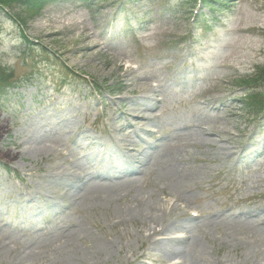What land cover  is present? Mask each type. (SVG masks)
<instances>
[{"label":"rangeland","instance_id":"374dc122","mask_svg":"<svg viewBox=\"0 0 264 264\" xmlns=\"http://www.w3.org/2000/svg\"><path fill=\"white\" fill-rule=\"evenodd\" d=\"M125 1L18 5L24 27L0 16V66L20 81L0 104V264L173 263L149 242L163 223L195 241L191 264H264V140L251 161L231 156L264 139L234 82L264 65V0ZM121 154L140 169L99 177ZM145 203L165 219L135 218Z\"/></svg>","mask_w":264,"mask_h":264},{"label":"bare ground","instance_id":"6f19581e","mask_svg":"<svg viewBox=\"0 0 264 264\" xmlns=\"http://www.w3.org/2000/svg\"><path fill=\"white\" fill-rule=\"evenodd\" d=\"M147 118H149L147 116ZM143 131H146L143 130ZM136 136L139 137V139L141 140L143 135L140 132H135ZM213 136V135H211ZM218 136V135H215ZM251 142L250 145L246 148L243 149V152H239V151H235L232 152L231 156H235V154L237 156H239V159L241 157H243V153H245V158L248 161H251L255 154L257 153V147L259 146L260 143H262V141L264 140L262 136H258L253 134V136L251 137ZM113 150V148H110ZM108 152L105 149L102 150H98L97 152H93L91 154V156L94 157V159H96V157L100 158L99 161H101V163H103V161H107L108 162V158H110V156L107 155ZM113 155H119L117 151L111 153ZM122 165H118L116 166L115 164H109L108 167H104L103 170H101L98 173L99 177H104V176H114L115 174H119V175H127L129 173H136L138 171V169H140V165L136 164L135 165V161H138L137 158L132 159L126 155H122ZM106 166V165H105ZM129 210V208H128ZM187 213L185 215H189V212L186 211ZM135 218L140 217L141 219H144V221H148L150 222V224L153 223H157L160 220H164V216L166 214H168V210L166 209V207L164 208L163 206L160 205H156L153 203H145L142 207L139 206L137 204L136 209L134 210V212L132 213ZM181 215V214H180ZM186 223H189L188 221H186ZM183 223L182 224H174V226L177 228V232H179L180 230L183 231L186 230V226L187 224ZM175 229V228H174ZM151 231H153V233H150V237H149V242L153 245L159 246L161 247L163 250H165L169 255H176L177 256V261L176 262H170L169 264H191L192 260H190L189 255L187 254L189 252V248H192V246L195 244V241L192 242V239L188 238L186 236V234H180L179 236H175L172 233V226H168L167 224L163 223L161 225L160 230L157 229V226H153L150 228ZM141 232H144V230H142ZM182 232V231H181ZM156 233H161V237H157L158 234ZM154 234V235H153ZM119 244L117 245L115 242H113V240H108V242L106 244H101L98 247H100V250H104L105 253L108 254H113L115 252L116 249H118ZM113 251V252H112ZM115 254V253H114ZM88 256H91V254H87ZM80 264H92L91 261L89 259H85L83 257H80ZM135 261L141 262L140 258L137 257Z\"/></svg>","mask_w":264,"mask_h":264},{"label":"trees","instance_id":"16d2710c","mask_svg":"<svg viewBox=\"0 0 264 264\" xmlns=\"http://www.w3.org/2000/svg\"><path fill=\"white\" fill-rule=\"evenodd\" d=\"M52 1L57 0H19L18 2H15L17 3V6L19 5V8H23L25 12L27 11L29 13L32 12L34 14H40L41 11L45 8V6L48 3H52ZM197 1L199 0H189L190 3H195ZM215 1L223 5V10H226V8H231V0H202L203 4H208L210 8L214 10L216 9L219 11H223L220 6L216 4ZM7 2L8 0H0V15L1 13H4L5 15L9 16L11 15L14 19L18 21L20 25L26 24L25 20L17 17L15 11L13 10L14 8L7 6L11 5ZM27 45L30 46L29 43H27ZM2 67L4 66H0V103H2L3 100H5V98L9 96L8 93L11 87L16 84H19V82H12V74L8 73L9 69H2ZM240 82L244 83V85H247L248 87H251V85H253V87L247 89L244 92V96L241 98L242 105L245 107V110L250 113L255 111H262L264 108V65L256 67V69L252 72V74H250V76L244 78ZM7 170L10 171V168H7Z\"/></svg>","mask_w":264,"mask_h":264}]
</instances>
